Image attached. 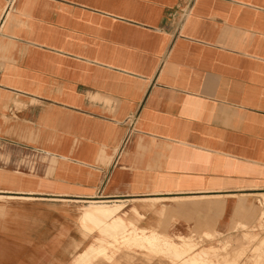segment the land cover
Returning a JSON list of instances; mask_svg holds the SVG:
<instances>
[{"label": "crops", "instance_id": "crops-1", "mask_svg": "<svg viewBox=\"0 0 264 264\" xmlns=\"http://www.w3.org/2000/svg\"><path fill=\"white\" fill-rule=\"evenodd\" d=\"M263 189L264 0H0V264H173L88 212L222 234Z\"/></svg>", "mask_w": 264, "mask_h": 264}, {"label": "rangeland", "instance_id": "rangeland-1", "mask_svg": "<svg viewBox=\"0 0 264 264\" xmlns=\"http://www.w3.org/2000/svg\"><path fill=\"white\" fill-rule=\"evenodd\" d=\"M254 200L253 216L246 221H243L244 218L239 219L227 232L196 234L194 237L179 236L176 240L160 238L152 233L145 234L143 231L140 234L131 231L118 240L115 234L128 231L123 217L96 214L92 219L95 229L110 232L114 237L104 245L113 253L120 249L138 248L145 250L143 257L147 260L154 257L167 258L173 264H264V189L254 195ZM98 207L114 210L118 215L117 206ZM104 246L91 248L89 254L95 258L104 257L111 260L105 257ZM83 259H87L86 254Z\"/></svg>", "mask_w": 264, "mask_h": 264}, {"label": "bare ground", "instance_id": "bare-ground-1", "mask_svg": "<svg viewBox=\"0 0 264 264\" xmlns=\"http://www.w3.org/2000/svg\"><path fill=\"white\" fill-rule=\"evenodd\" d=\"M99 209H104V210H99ZM101 211V212H99ZM99 212V213H96ZM96 214H102V215H107V216H112L115 218H119V215L116 214V211H109L108 209H105L103 207H92L91 210L88 212V217H94Z\"/></svg>", "mask_w": 264, "mask_h": 264}, {"label": "built area", "instance_id": "built-area-1", "mask_svg": "<svg viewBox=\"0 0 264 264\" xmlns=\"http://www.w3.org/2000/svg\"><path fill=\"white\" fill-rule=\"evenodd\" d=\"M262 206H263V204H261ZM260 214H261V211H260ZM263 216V215H262ZM262 218H264V216L262 217Z\"/></svg>", "mask_w": 264, "mask_h": 264}]
</instances>
